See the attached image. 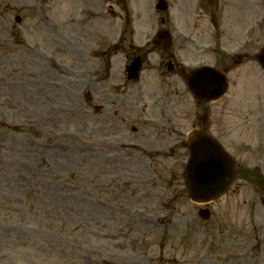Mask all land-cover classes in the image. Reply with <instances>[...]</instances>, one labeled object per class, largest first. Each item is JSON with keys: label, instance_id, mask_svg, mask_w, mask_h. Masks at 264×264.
Segmentation results:
<instances>
[{"label": "rangeland", "instance_id": "1", "mask_svg": "<svg viewBox=\"0 0 264 264\" xmlns=\"http://www.w3.org/2000/svg\"><path fill=\"white\" fill-rule=\"evenodd\" d=\"M212 2L209 12L197 0L172 2L178 30L224 14L214 38L244 62L230 67L226 98L206 107L242 172L203 223L183 181L187 151L162 164L116 146L109 135L120 124L103 130L83 98L97 105L104 89L97 50L120 33H155L169 11L156 14V0H0V264H264V74L254 60L264 0ZM123 63L111 59L121 80ZM200 115L185 89V136Z\"/></svg>", "mask_w": 264, "mask_h": 264}, {"label": "flooded vegetation", "instance_id": "2", "mask_svg": "<svg viewBox=\"0 0 264 264\" xmlns=\"http://www.w3.org/2000/svg\"><path fill=\"white\" fill-rule=\"evenodd\" d=\"M129 42L130 56L125 59L140 58L141 76L132 83H121L119 86L122 90L119 86L115 88L114 102L102 92L99 111L102 114V122L104 121L103 130L108 126L105 121L112 116L115 122L120 123V127H117L113 134L114 137L118 136L121 140H125L126 136L122 132L125 131L126 124L131 123L130 131L133 136L130 137V142L133 141L146 148H150L152 143L159 142L162 148L176 147L179 155L184 150V84L179 79L181 67L179 60L174 55L163 56L156 69L148 61L150 53L145 48L140 50L133 48L132 38ZM120 43L123 49L124 40L121 39ZM151 69L155 72L150 71ZM154 76L159 80L153 83L151 81ZM106 77L112 78L110 74ZM114 125L116 124H112ZM181 156L179 157L183 159ZM173 157L174 154L171 155V158Z\"/></svg>", "mask_w": 264, "mask_h": 264}, {"label": "water", "instance_id": "3", "mask_svg": "<svg viewBox=\"0 0 264 264\" xmlns=\"http://www.w3.org/2000/svg\"><path fill=\"white\" fill-rule=\"evenodd\" d=\"M160 9H163L161 6ZM264 67V50L258 57ZM194 80L199 81L195 83ZM215 83V89L210 92V98H219L225 89L223 77L210 69H201L194 72L188 80L189 87L194 95L201 92L202 96L210 100L201 88L205 83ZM220 83V84H219ZM212 100V99H211ZM190 158L186 166L185 180L190 199L194 203H207L222 194L230 185L235 174L233 162L205 133H192L188 140Z\"/></svg>", "mask_w": 264, "mask_h": 264}]
</instances>
